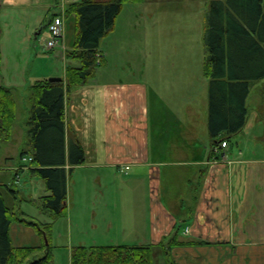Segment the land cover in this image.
<instances>
[{"label":"crops","instance_id":"1","mask_svg":"<svg viewBox=\"0 0 264 264\" xmlns=\"http://www.w3.org/2000/svg\"><path fill=\"white\" fill-rule=\"evenodd\" d=\"M79 1H0V24L8 33L25 28L27 23L34 24L25 42V61L19 58L20 53L18 59L3 65L0 54V85L7 81L4 86L12 88L14 96L16 91H29L38 81L53 77L62 78L66 86L65 66L74 63L67 59V53L74 43L67 45L65 34L62 47L50 52L55 57L48 58L50 68L30 73L32 56L40 59L35 51H30L31 42L36 39L37 26L47 28L53 16L62 12L65 16L68 5ZM39 11L41 19L36 21L34 16ZM65 24L66 28L74 27L66 17ZM4 30H0V39ZM57 59L63 69L58 67ZM102 67L107 68L106 58ZM161 77L155 82L146 75L139 79L133 75L113 77L110 72L101 76L96 72L86 85L75 87L70 93L65 90L66 209H74L69 198L77 192L81 202L78 216H86L95 232L99 230L96 223L108 224L110 236L105 237L114 244L89 247L151 246L154 256L157 249L161 250L167 264L162 243L173 240V264H264V80L251 88L246 101L248 115L255 114V122L263 127V132L253 140L239 138L235 146L228 141L233 135L223 133L220 140L226 141L227 146H219V153L215 154L209 116L199 127L190 75L184 87L180 86L179 77L173 82ZM29 100L30 96L24 129L17 135L18 139L23 137L19 162L13 168L1 167L0 174L15 169L19 176L29 163L21 160L23 151L33 150L28 136ZM17 118L18 109L16 121ZM72 140L80 142L86 157L70 172ZM37 167L27 168L35 187L31 193L0 183V193L17 218L10 229L14 247L44 244L24 219L49 224L38 216L60 217L44 209L42 199L51 192L46 180L32 171ZM67 239L69 243V234ZM52 240L53 234L51 244ZM76 240V246L69 243L72 251L87 247L83 238Z\"/></svg>","mask_w":264,"mask_h":264},{"label":"trees","instance_id":"2","mask_svg":"<svg viewBox=\"0 0 264 264\" xmlns=\"http://www.w3.org/2000/svg\"><path fill=\"white\" fill-rule=\"evenodd\" d=\"M144 1L81 0L68 5L65 17L68 24L73 23L76 35L67 59L80 64L66 65V86L63 80L45 79L29 88L28 136L33 150L23 151L21 160L29 154L32 165L38 166L32 171L46 180L51 192L42 199L44 209L55 215L61 216L66 211L65 90L70 93L95 78L97 69L105 65L101 42L114 30L123 6ZM205 44L208 55L204 72L210 78L208 125L216 146L218 141L223 142L220 140L223 133L234 135L245 127L248 95L256 83L264 80V0H214L207 17ZM100 54L103 56L98 62ZM16 114L12 88L0 85L1 142L10 141ZM85 157L80 142L72 140L70 172L83 164ZM15 218L0 193V264H54L52 225L24 219L44 244L14 247L10 229ZM165 256L170 262L168 252ZM154 257L150 246H79L72 251L71 264H155Z\"/></svg>","mask_w":264,"mask_h":264},{"label":"rangeland","instance_id":"3","mask_svg":"<svg viewBox=\"0 0 264 264\" xmlns=\"http://www.w3.org/2000/svg\"><path fill=\"white\" fill-rule=\"evenodd\" d=\"M213 2L214 0H145L139 4L126 3L116 20L114 30L101 42L100 47L107 59V68L99 67L97 73L103 76V74L109 75L110 72L113 77L114 75L123 77L133 75L134 78L138 76L139 79L141 76L146 75L155 82H158L160 76L164 80H171L172 82L175 77H179L181 79V87H184L190 75V82L193 85L191 93L195 96V111L199 119V127H201L204 120H208L209 116L210 78L204 72L206 55H208L205 44V31L207 17ZM53 11L55 10L53 9ZM34 19L40 21V11L34 16ZM33 25L27 23L25 28L8 33L7 29L4 30L3 25L0 24V30H4L0 39V54H2L3 65L18 59L20 53L19 58L23 57L24 61L26 60L28 48L25 42L28 40L27 38L30 35L29 32L32 31ZM37 27L34 30L36 39L32 40V49L30 51L32 53L35 51L40 59L35 60L36 56H32L29 64L30 73H35V71L46 72L50 68L48 58L54 57V54L50 53L51 51H45V45L50 36L48 29L45 25ZM39 30L42 32L37 33ZM73 31L74 29L71 26L66 28L67 41L65 42L66 44L68 43L67 45H73L75 41V33ZM57 61H59L58 67L61 66V69H63V63L59 59ZM72 62H74L72 64L74 66L79 65L77 61ZM2 83L6 85L7 81ZM29 96L30 92L28 90L15 92L14 97L18 103V118L14 126L15 129H13L14 134L12 131L13 138L11 135V141H0V168H13L19 162V153L23 147L21 144L23 137L18 139L17 135L18 131L20 129L23 130L25 126L24 122L28 116L26 107H28ZM247 121L246 128L242 133L233 135L228 139L231 145L235 146L236 140L239 138L253 140L256 135L263 132V127L258 126L255 122V114L248 115ZM20 135L21 132L18 136L19 138ZM200 136L204 138V135L201 134ZM223 137L226 136L224 135ZM8 157L10 160H5ZM31 166L32 163L29 162L24 169L25 171L19 176H16L17 170L15 169L1 173L0 183L8 184L10 188L22 190L27 194L33 192L35 187L31 183L30 170H27V168L31 169ZM24 187L26 189H22ZM4 193L7 194L5 191ZM69 199L74 209L70 211L69 208L66 209L65 213L60 217L49 219L42 214L38 216L40 221L50 222L49 224L52 225L50 239L51 234H53L52 252L54 264H71L72 250L69 247V243L75 246L78 245L77 243L79 242L76 239L83 238L81 241L87 247L94 244H114L113 241H109L110 238L105 237L110 236L106 222L96 223L99 226V230L95 232L92 229L93 223H90L86 216H78L77 210L81 208V202L77 192H74ZM38 204L42 205V203ZM35 210L37 213V209ZM174 243L172 240L162 243L164 251L169 254L168 259L170 262L167 263L166 261L167 264H173L170 249ZM160 252L161 250H156L155 264H160V262L164 264L162 252Z\"/></svg>","mask_w":264,"mask_h":264},{"label":"built area","instance_id":"4","mask_svg":"<svg viewBox=\"0 0 264 264\" xmlns=\"http://www.w3.org/2000/svg\"><path fill=\"white\" fill-rule=\"evenodd\" d=\"M48 31L50 34L49 39L47 40V43L45 45L46 49L49 51H55L62 47L64 38H65V33H66V26H65V16L62 13L59 15L54 16L49 24H48ZM102 55H99V60L98 62L101 61ZM219 146L220 147H226L227 142H222L220 145L214 146V153L218 154L219 153ZM24 161H32V157L29 158H24Z\"/></svg>","mask_w":264,"mask_h":264},{"label":"water","instance_id":"5","mask_svg":"<svg viewBox=\"0 0 264 264\" xmlns=\"http://www.w3.org/2000/svg\"><path fill=\"white\" fill-rule=\"evenodd\" d=\"M49 81L50 82H60V81H62V78H60V77H53V78H50Z\"/></svg>","mask_w":264,"mask_h":264}]
</instances>
